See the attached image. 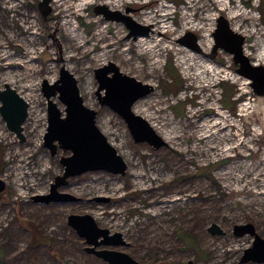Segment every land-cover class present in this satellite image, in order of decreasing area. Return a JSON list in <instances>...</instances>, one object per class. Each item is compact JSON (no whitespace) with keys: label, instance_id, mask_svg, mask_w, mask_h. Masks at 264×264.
I'll return each mask as SVG.
<instances>
[{"label":"rangeland","instance_id":"1","mask_svg":"<svg viewBox=\"0 0 264 264\" xmlns=\"http://www.w3.org/2000/svg\"><path fill=\"white\" fill-rule=\"evenodd\" d=\"M38 1L0 0V88L9 84L28 103L23 141L0 115V264H108L85 250L69 214H90L121 233L127 246L116 248L141 264H264L240 262L252 236L232 230L251 223L264 238V95L235 72L230 54L218 50L209 59L177 42L192 32L210 54L221 15L243 35L250 62L264 66V0H50L46 17ZM96 4L128 8L148 34L127 37L122 22L93 12ZM109 62L153 86L132 111L167 146L135 142L125 121L99 104L94 70ZM61 67L127 169L73 177L59 190L78 201L45 203L35 197L49 192L63 171L60 157L69 154L52 156L43 146L42 82L54 83ZM23 221L36 224L51 246L33 249ZM212 223L221 234L208 231ZM184 231L193 245L178 238Z\"/></svg>","mask_w":264,"mask_h":264},{"label":"water","instance_id":"2","mask_svg":"<svg viewBox=\"0 0 264 264\" xmlns=\"http://www.w3.org/2000/svg\"><path fill=\"white\" fill-rule=\"evenodd\" d=\"M37 8L42 16L46 17L51 10L50 0H39ZM93 12L102 15L105 20L122 22L128 29L127 37L132 36L135 39L137 36L148 34L149 26H143L133 20L128 14V8L121 12L110 9L105 4H96ZM212 36L213 47L210 54L201 50L197 44V36L192 32H186L177 42L204 54L209 59H214L218 50L230 54L232 62L236 65L235 72L250 80V86L256 95H264V66L252 64L244 55L243 35L233 31L227 19L220 15ZM94 73L98 82L95 94L99 104L109 107L125 121L133 140L137 143L146 142L154 148L167 146L147 120L132 111V105L153 91V86L121 72L112 62L95 69ZM42 92L47 105V127L43 146L52 156L59 150L69 154L60 157L63 171L55 176L49 192L36 196L35 199L45 203L76 202L78 197L59 190L68 184L69 179L96 171L123 175L127 169L126 162L97 126L96 111L84 104L73 74L61 67L54 83L43 80ZM54 97L63 105V110L53 101ZM27 112L28 103L13 87L5 83L0 90V115L7 128L21 141L24 140L22 131ZM2 186L0 180V189ZM67 224L84 240L87 252L93 253L108 264H141L127 252L116 248L127 246L121 233L111 234L109 230L99 227L90 214H69ZM232 230L235 236L244 233L252 236V246L244 251L240 262H264V238L255 232L253 225L236 224ZM208 231L211 234L222 233L215 223L210 225ZM186 264L195 263L189 259Z\"/></svg>","mask_w":264,"mask_h":264},{"label":"trees","instance_id":"3","mask_svg":"<svg viewBox=\"0 0 264 264\" xmlns=\"http://www.w3.org/2000/svg\"><path fill=\"white\" fill-rule=\"evenodd\" d=\"M178 84L181 86V82L178 81ZM22 226L23 228L26 230V232L28 233L29 237H30V241L29 244L30 246L35 249L38 250L41 247H46L49 248L51 246V240L48 237V235H44L38 228V226L36 224H34L33 222H22ZM178 238L184 243V244H188V245H193L194 239L190 238V236L187 235V233L178 232ZM159 260V258H157V260H152L151 264H157V261Z\"/></svg>","mask_w":264,"mask_h":264},{"label":"bare ground","instance_id":"4","mask_svg":"<svg viewBox=\"0 0 264 264\" xmlns=\"http://www.w3.org/2000/svg\"><path fill=\"white\" fill-rule=\"evenodd\" d=\"M226 19V18H225ZM231 28V27H230ZM240 34V33H239ZM244 53V52H243ZM245 55V54H244ZM260 96V95H259ZM263 96V95H262ZM54 101V100H53ZM148 122V121H147ZM149 123V122H148ZM152 127V126H151ZM153 128V127H152ZM154 129V128H153ZM156 132V131H155Z\"/></svg>","mask_w":264,"mask_h":264},{"label":"flooded vegetation","instance_id":"5","mask_svg":"<svg viewBox=\"0 0 264 264\" xmlns=\"http://www.w3.org/2000/svg\"><path fill=\"white\" fill-rule=\"evenodd\" d=\"M2 89H3V87L0 88V90H2Z\"/></svg>","mask_w":264,"mask_h":264}]
</instances>
